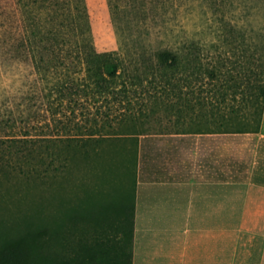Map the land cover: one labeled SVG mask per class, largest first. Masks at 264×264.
Masks as SVG:
<instances>
[{
  "label": "trees",
  "instance_id": "16d2710c",
  "mask_svg": "<svg viewBox=\"0 0 264 264\" xmlns=\"http://www.w3.org/2000/svg\"><path fill=\"white\" fill-rule=\"evenodd\" d=\"M14 1L16 25H10L5 17L0 21V71L11 62L24 60L32 68L29 75H21L11 105L1 107L0 102V177L45 181L72 171L76 160L96 161L92 168L102 176L116 167L113 161L106 163L103 159L104 152L112 156L119 151L114 146L122 136L113 131L120 128V133L128 134L126 129L134 117L124 113L111 115L119 107L116 103L125 105L123 111L131 112L134 94L141 85V91L153 90L178 100L184 98L182 102L190 109L192 98L184 86L188 85L187 90L199 101L200 95L192 88L199 73L204 68L211 78L216 76L215 65L204 67L202 61L206 46L218 47L213 39L184 37L177 47L166 44L134 52L125 37L126 53L124 50L98 51L93 43L85 0ZM147 2L165 4L166 0H140L139 4L144 6ZM184 3L189 11L195 8L206 11L203 6L207 7L211 18L209 27L213 30L222 25L234 27L236 23H231V17L237 21L244 10L253 15L259 4L258 0H184ZM113 6L117 8L118 4L114 2ZM142 40L131 41L135 46ZM253 44L250 54L253 78L240 103L246 101L253 105L252 112L256 114L264 103V43L254 41ZM144 79L149 85L142 84ZM18 96L19 100L14 101ZM37 99L49 117L39 116ZM91 106L94 107L92 114ZM230 110L234 116L231 112L218 113L220 127L215 129L244 131L242 127H231L239 109ZM77 111L82 117L76 118ZM240 117L241 123L247 121L246 113ZM191 124L196 125L194 128L190 125V130L206 127L195 120ZM143 128L136 133L144 132ZM16 129L21 135H15ZM33 129L38 133H31ZM109 139L115 140L112 150L102 145ZM134 155L135 150H131L129 156ZM133 210L132 191L131 202L122 208L104 207L92 213L87 227L69 226L64 220L40 225L0 223V264H131Z\"/></svg>",
  "mask_w": 264,
  "mask_h": 264
},
{
  "label": "rangeland",
  "instance_id": "374dc122",
  "mask_svg": "<svg viewBox=\"0 0 264 264\" xmlns=\"http://www.w3.org/2000/svg\"><path fill=\"white\" fill-rule=\"evenodd\" d=\"M85 2L93 43L98 51L124 50L126 53L127 49L123 48L125 37L134 52L144 47L153 50L166 44L177 47L181 45L184 37L194 36L202 41L213 39L218 47L214 49L206 46L202 50V61L204 67L215 65L216 76L211 78L204 68L199 73L198 80L192 85L196 90L195 94L200 95L199 101L194 100L192 92L187 90L190 87L184 86L188 97L192 98L190 101L193 108L190 109L182 102L184 98L178 100L173 95L166 96L153 90L141 91V85L137 86L134 94L131 112L123 111L126 109L125 105L116 103L119 107L117 110L113 109L111 115L124 113L134 117L126 129L128 134L120 133V128L113 131L122 136L117 140L118 145L114 146L119 151L113 152L112 156L104 152L103 159L106 163L113 161L116 167L102 176L99 170L92 168L96 161L83 163L76 160L72 171L48 177L45 181L36 179L27 182L25 177L16 178L12 175L9 177L13 178L0 177V223L16 221L21 224L40 225L64 220L69 226L87 227L92 213L100 212L104 207L122 208L125 203L131 202L139 172L143 179L148 175L166 177L170 175L169 169L175 166L179 175L180 167L187 166L184 160L189 162L188 166L193 162L189 156L195 157L190 149L195 147L196 138L189 136L184 141V128L191 129L192 125V128L196 125L191 124L192 121H199L207 128H219L218 118L216 119L218 113L228 115L230 109L238 108V116L231 127H242L244 131L258 128L262 110L254 114V106L246 101L240 103V100L241 97H246L247 86L253 78L250 73L253 42L264 43V0H258L255 14H247L244 10L237 21L234 17L230 18L231 23H236L234 27L222 25L217 30L209 27L211 18L207 7L203 6L206 11L202 9L200 12L198 8L189 11L184 0H166L165 4L147 2L144 6L139 4L140 0ZM114 2L118 4L117 8L113 6ZM4 17L10 25H16L14 0H0V21ZM138 38H143L142 42L133 46L131 40ZM212 55L215 56L213 59ZM141 67L143 68L142 65ZM31 68L30 62L24 60L11 62L1 69V107L11 105L12 94L20 85L21 75H29ZM142 84L149 85L146 79ZM19 98L16 97L14 101ZM164 101L169 102V105L166 106ZM36 103L39 116L49 117V112L41 107L42 102L37 99ZM140 109L145 112L139 113ZM89 111L92 114L94 107H89ZM76 113V118L82 117L78 111ZM233 113L232 111L234 116ZM243 113H246L247 121L241 123L239 118L241 120L240 115ZM142 128L144 132L136 133ZM165 129L178 130L177 133L169 134L164 133ZM21 133L16 129L15 135L19 136ZM31 133H38V130L33 129ZM190 137H193L192 141ZM113 141L115 140H106L102 145L106 150H112ZM131 150H135L133 158L129 156ZM186 174L184 170V180L187 179Z\"/></svg>",
  "mask_w": 264,
  "mask_h": 264
},
{
  "label": "crops",
  "instance_id": "0c3cea01",
  "mask_svg": "<svg viewBox=\"0 0 264 264\" xmlns=\"http://www.w3.org/2000/svg\"><path fill=\"white\" fill-rule=\"evenodd\" d=\"M189 136L195 157L179 175L138 173L131 264H264V103L254 131L184 128Z\"/></svg>",
  "mask_w": 264,
  "mask_h": 264
}]
</instances>
